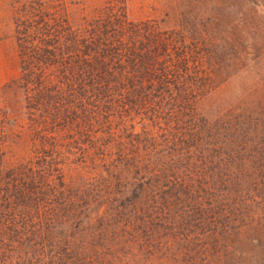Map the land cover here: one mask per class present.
<instances>
[{"label": "trees", "instance_id": "16d2710c", "mask_svg": "<svg viewBox=\"0 0 264 264\" xmlns=\"http://www.w3.org/2000/svg\"><path fill=\"white\" fill-rule=\"evenodd\" d=\"M219 1L0 0V264H264L263 65L218 91Z\"/></svg>", "mask_w": 264, "mask_h": 264}, {"label": "rangeland", "instance_id": "374dc122", "mask_svg": "<svg viewBox=\"0 0 264 264\" xmlns=\"http://www.w3.org/2000/svg\"><path fill=\"white\" fill-rule=\"evenodd\" d=\"M148 4V3H147ZM223 13H230L231 17L238 19L240 32L237 39L239 49L246 50V70H242L232 81L224 83L218 91L221 94L230 95L245 92L250 84L256 81L259 76L257 62L263 65L260 69V76L264 78V0H221L218 3ZM153 5H147L141 9L135 7V15H156ZM6 19L2 18L0 11V30L3 33L0 38V85L15 76L18 72L17 59L11 36V28L5 24ZM254 64V66H253Z\"/></svg>", "mask_w": 264, "mask_h": 264}]
</instances>
